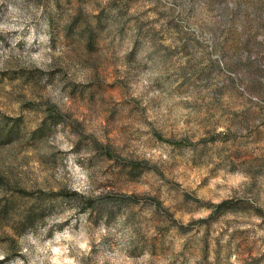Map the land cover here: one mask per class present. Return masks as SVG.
Instances as JSON below:
<instances>
[{
	"label": "rangeland",
	"instance_id": "1",
	"mask_svg": "<svg viewBox=\"0 0 264 264\" xmlns=\"http://www.w3.org/2000/svg\"><path fill=\"white\" fill-rule=\"evenodd\" d=\"M11 124L0 264H264V0H0Z\"/></svg>",
	"mask_w": 264,
	"mask_h": 264
},
{
	"label": "trees",
	"instance_id": "2",
	"mask_svg": "<svg viewBox=\"0 0 264 264\" xmlns=\"http://www.w3.org/2000/svg\"><path fill=\"white\" fill-rule=\"evenodd\" d=\"M59 4H61V2H59ZM51 19H53V17L50 15ZM94 30L92 29V27L90 26V24L88 23L87 25H85V27H83L80 31H79V36H87L88 38L91 40L94 36ZM4 131L5 132V136L7 138H10L12 136H14L17 133L16 128L13 126V124L9 125V127L7 126H1L0 131ZM4 134V133H2ZM228 201L223 200L222 202L218 203L217 206H223L227 203ZM10 203L6 202L0 205V218H6L8 219L9 216L13 215H20V219H23V215L26 214V212L24 214H22L21 212H18V210H10ZM34 213V211H29L28 215L26 217V220H30V216L31 214ZM16 217V216H14Z\"/></svg>",
	"mask_w": 264,
	"mask_h": 264
}]
</instances>
